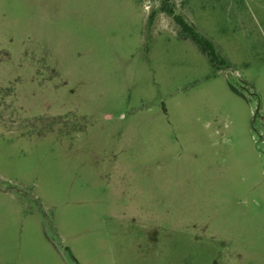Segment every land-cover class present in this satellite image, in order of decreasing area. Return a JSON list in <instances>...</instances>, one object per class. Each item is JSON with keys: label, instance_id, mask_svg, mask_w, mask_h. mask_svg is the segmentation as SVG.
<instances>
[{"label": "rangeland", "instance_id": "1", "mask_svg": "<svg viewBox=\"0 0 264 264\" xmlns=\"http://www.w3.org/2000/svg\"><path fill=\"white\" fill-rule=\"evenodd\" d=\"M0 0V264H264V0Z\"/></svg>", "mask_w": 264, "mask_h": 264}, {"label": "trees", "instance_id": "2", "mask_svg": "<svg viewBox=\"0 0 264 264\" xmlns=\"http://www.w3.org/2000/svg\"><path fill=\"white\" fill-rule=\"evenodd\" d=\"M170 1L171 0H159V12L166 14L183 34H186L194 41L213 66L218 65L225 67V60L217 53L211 42L195 31L180 14L175 13L174 9L170 6Z\"/></svg>", "mask_w": 264, "mask_h": 264}]
</instances>
